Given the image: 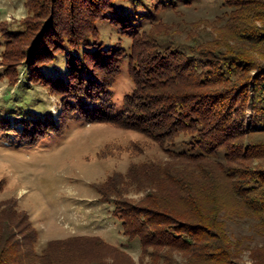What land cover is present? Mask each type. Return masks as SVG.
I'll return each instance as SVG.
<instances>
[{"label":"trees","instance_id":"1","mask_svg":"<svg viewBox=\"0 0 264 264\" xmlns=\"http://www.w3.org/2000/svg\"><path fill=\"white\" fill-rule=\"evenodd\" d=\"M127 1L26 0L22 28L3 32L7 76L16 83L26 66L57 89L65 113L158 145L162 156L94 187L127 240L139 241L142 264H244L245 253L264 264V0H221L223 12L204 24L152 25L119 7ZM104 22L132 39L130 52L100 40ZM125 61L134 90L117 111L111 89ZM38 124L25 125L36 142ZM37 241L29 214L3 202L0 264H135L99 236L51 240L40 253Z\"/></svg>","mask_w":264,"mask_h":264},{"label":"rangeland","instance_id":"2","mask_svg":"<svg viewBox=\"0 0 264 264\" xmlns=\"http://www.w3.org/2000/svg\"><path fill=\"white\" fill-rule=\"evenodd\" d=\"M167 1L128 0L119 7L144 14L147 17L141 22L151 21L148 25L177 24L181 20L204 24L223 12L221 0H173L177 7L171 4L165 10L161 4ZM27 16L26 0H0V205L13 200L20 211L29 214L38 231V253L51 240L99 236L127 251L135 264H142L139 241L127 240L122 223L114 214L115 205L103 202L94 187L111 174L125 173L132 164L155 159L162 152L135 131L110 123L85 122L77 114L65 113V101L57 89L45 80H32L26 66L17 69L16 83L7 76L2 57L7 47L3 32L20 30ZM98 26L100 40L107 47L120 44L130 52L132 39L120 34L109 22ZM64 61L59 56L54 63L53 78L64 69ZM129 88L132 94L134 82L125 61L111 89L117 111L123 105L119 104V96L123 94L125 99ZM29 120L39 123L42 132L38 142L33 140L31 131H26ZM51 123L62 126L60 136L49 134ZM230 232L246 235L248 228L230 224ZM242 260L244 264H255L249 253Z\"/></svg>","mask_w":264,"mask_h":264},{"label":"clouds","instance_id":"3","mask_svg":"<svg viewBox=\"0 0 264 264\" xmlns=\"http://www.w3.org/2000/svg\"><path fill=\"white\" fill-rule=\"evenodd\" d=\"M124 70H125V72L127 71V69H126V65L124 66ZM128 79H130V77H128ZM131 91H132V89L131 88H129V89H126V92H127V94H131ZM123 102H124V95L123 94H121L120 96H119V104H123ZM119 106V105H118Z\"/></svg>","mask_w":264,"mask_h":264}]
</instances>
